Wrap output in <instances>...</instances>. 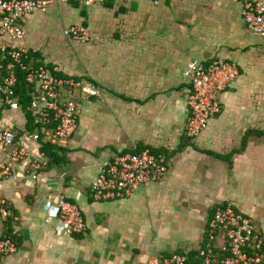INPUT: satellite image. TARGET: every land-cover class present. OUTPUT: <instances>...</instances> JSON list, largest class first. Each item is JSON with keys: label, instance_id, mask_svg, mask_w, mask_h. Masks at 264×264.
Instances as JSON below:
<instances>
[{"label": "crops", "instance_id": "1", "mask_svg": "<svg viewBox=\"0 0 264 264\" xmlns=\"http://www.w3.org/2000/svg\"><path fill=\"white\" fill-rule=\"evenodd\" d=\"M241 11L238 0H69L25 15L21 39L0 33L1 69L2 45L27 47L99 91L78 99V129L66 142L51 123L31 130L22 106L0 109V128L11 129L28 152L12 175L0 173V203L11 210L18 239V250L0 264H150L198 250L213 211L227 202L264 234V40L251 38ZM72 25L89 39L67 35ZM219 57L235 62L240 75L219 94L220 113L191 139L186 71ZM48 142L65 149L66 162L49 164ZM145 148L165 156L163 181L129 197L96 199L103 164ZM9 162V147L0 143V170ZM61 197L79 206L86 231L65 230ZM109 200L117 201L102 205ZM7 221L0 219V234Z\"/></svg>", "mask_w": 264, "mask_h": 264}, {"label": "built area", "instance_id": "2", "mask_svg": "<svg viewBox=\"0 0 264 264\" xmlns=\"http://www.w3.org/2000/svg\"><path fill=\"white\" fill-rule=\"evenodd\" d=\"M69 0H0L2 19L0 33L13 39L25 36L22 18L36 10H46L56 2ZM103 0H78L91 5ZM156 1V0H154ZM242 4V16L249 30L264 37V0H238ZM66 34L74 39L88 40L90 33L79 25H72ZM5 57H10L6 71L0 68V109L21 106L16 94L17 70L27 71V81L34 86L29 110L34 123L45 128L54 124L55 138L68 141L78 129V99L86 94H98V88L61 74L57 65H28L30 55L27 47L2 45ZM186 74L190 78L191 92L188 97L190 116L186 134L195 139L207 127L209 121L221 111L219 94L229 88L240 75L238 65L224 57L206 63H190ZM81 92V93H80ZM0 143L9 147V164L0 173L10 176L15 165L26 159L28 152L16 146V135L8 128H0ZM169 171L165 156L150 148L122 152L107 160L93 183L96 199H119L129 197L140 186L163 181ZM59 216L65 230L70 233L86 231L87 224L79 206L65 197L59 202ZM11 210L0 203V219L7 220ZM206 239L198 249L201 263L191 262L189 253L175 252L154 257L150 264H264V234L260 232L251 216L238 211L232 202L220 205L209 219ZM18 246L12 237L0 234V258L12 254Z\"/></svg>", "mask_w": 264, "mask_h": 264}, {"label": "trees", "instance_id": "3", "mask_svg": "<svg viewBox=\"0 0 264 264\" xmlns=\"http://www.w3.org/2000/svg\"><path fill=\"white\" fill-rule=\"evenodd\" d=\"M10 62V57L7 55V57H5L2 67L3 70L6 71L7 66L9 65ZM26 63L28 65H34L35 67L39 66V65H43L45 64L42 60V57L39 53H31L28 57V59H26ZM50 66H52L51 64H48ZM17 74H18V83L16 86V94L19 97V101L21 106L24 108V110L26 111V114L28 116V123H29V128L31 130H36V128H38L39 130L41 129V126L36 125L34 123V115L32 113V111L29 110V105L31 104V100H32V92L35 90L34 86L32 84H30L27 81V71L23 70L21 68H19L17 70ZM53 124V123H52ZM54 125V124H53ZM263 135H264V131H263ZM245 144V142H244ZM46 155L49 158V164H61L62 162H66V153H65V149H63V147L53 144V143H44L43 144V148H42ZM156 152V151H154ZM158 153V152H157ZM159 154V153H158ZM219 158L225 159V160H229L230 161V154H222V155H217ZM226 204V203H225ZM237 209V208H236ZM216 210V209H215ZM215 210L213 211V213L215 212ZM238 210V209H237ZM239 211V210H238ZM241 212V211H240ZM243 213V212H242ZM247 216H250L246 213H244ZM7 225L8 227L6 228L5 234H3L4 236H8V237H12L14 239V241L17 242V236L12 232V219L9 218L7 221ZM190 255V260L192 261H196L198 263H201L202 258L200 257V252L199 250H193L189 253Z\"/></svg>", "mask_w": 264, "mask_h": 264}, {"label": "rangeland", "instance_id": "4", "mask_svg": "<svg viewBox=\"0 0 264 264\" xmlns=\"http://www.w3.org/2000/svg\"><path fill=\"white\" fill-rule=\"evenodd\" d=\"M251 37V36H250ZM252 39H258V40H264L262 37L256 35L254 38L251 37ZM264 83V82H263ZM262 97V98H261ZM259 99H262L263 102V106H264V87H263V91L261 93V96ZM262 102H260L259 104H261ZM263 112H264V107H263ZM76 133V132H75ZM115 201L117 200H109L107 202H104L102 205L107 206V205H114L113 203H115ZM81 204V203H80Z\"/></svg>", "mask_w": 264, "mask_h": 264}]
</instances>
